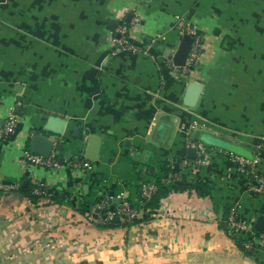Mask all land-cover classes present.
I'll return each instance as SVG.
<instances>
[{"label":"crops","instance_id":"1","mask_svg":"<svg viewBox=\"0 0 264 264\" xmlns=\"http://www.w3.org/2000/svg\"><path fill=\"white\" fill-rule=\"evenodd\" d=\"M122 15L137 18L130 39L141 49L112 44ZM185 24L203 49L193 71L175 74L166 61ZM48 115L65 119L63 148L51 151L56 165H31L28 134ZM0 130V264H264V239L225 220L259 231L264 215L253 176L264 175V0H0ZM187 138L205 145L204 161ZM228 151L258 159L246 173ZM159 177L167 196L142 218L141 185ZM38 180L49 195L33 197ZM105 194L138 221L88 218Z\"/></svg>","mask_w":264,"mask_h":264},{"label":"built area","instance_id":"2","mask_svg":"<svg viewBox=\"0 0 264 264\" xmlns=\"http://www.w3.org/2000/svg\"><path fill=\"white\" fill-rule=\"evenodd\" d=\"M137 18L133 17L128 20L122 17L120 21L116 23L115 27L110 32V40L115 46V49L120 48H129L132 50L141 49L140 45L135 44L130 39V31L136 22ZM182 33H188L192 36L189 50L187 52L185 61L183 64H175L172 60V56L167 58V64L169 68L175 74H186L193 71L200 62V55L203 49V40L200 32L194 27V25L185 24L181 27ZM16 125L15 114L10 113L6 120L4 121L3 131L5 133H10L14 130ZM1 131V130H0ZM188 145L196 147L197 157L196 162L200 163L204 161L205 158V145L191 138H187ZM228 156L230 160L234 163L235 167L239 171H244L246 173L250 172V167L258 159L257 156L247 157L245 155L228 151ZM23 157L27 163L31 165H41V166H51L56 165L57 161L53 153H50L48 156H43L39 153L32 152L28 148L24 149ZM188 159H183L182 164H185ZM252 175V174H251ZM258 181V189H264V175L255 174L253 175ZM156 189V184L154 182H144L140 188V202L143 198L149 197V195L154 192ZM32 192L37 195H49L50 190L45 184L44 181L38 180L33 188ZM112 198L110 195L105 194L95 205L96 210L91 209L88 213V218L95 219L101 222L110 221L115 215H118L123 221H129L136 215V209L132 207L129 203H114L112 207ZM162 208V204L160 205ZM159 208V209H160ZM101 210V211H99ZM226 221L229 224V230L235 233L238 229H247L249 230L254 237H259L264 239V230L255 231L254 228L242 219L236 218L232 213H229L226 217ZM246 247H250L249 241L245 243Z\"/></svg>","mask_w":264,"mask_h":264},{"label":"water","instance_id":"3","mask_svg":"<svg viewBox=\"0 0 264 264\" xmlns=\"http://www.w3.org/2000/svg\"><path fill=\"white\" fill-rule=\"evenodd\" d=\"M128 19V17H127ZM192 40V36L188 33H184L181 36V39L172 54V60L175 64L181 65L184 63L187 52L190 47V43ZM200 90V83L197 80H191L186 88L184 93V102L189 105H193L195 103L196 97ZM65 127V119L61 116L57 115H48L46 121L43 123L41 128H36V131H33L28 134V148L32 152L39 153L43 156H48L53 148L61 150L63 148V142L60 140L58 136L63 134ZM54 135V137H50ZM58 137V138H57ZM57 138V139H55ZM98 147V138L93 136L89 139V143L87 146L86 157L93 159L95 158V154ZM189 150L193 152L192 156L195 155V148L190 147ZM64 157L68 156V152H65ZM62 157H59V161H62ZM118 203V198L112 197V204ZM255 227L258 230H264V215L260 214L256 221Z\"/></svg>","mask_w":264,"mask_h":264},{"label":"trees","instance_id":"4","mask_svg":"<svg viewBox=\"0 0 264 264\" xmlns=\"http://www.w3.org/2000/svg\"><path fill=\"white\" fill-rule=\"evenodd\" d=\"M164 181L159 177L156 181V189L154 192H152L149 197L147 198H143L141 201V206L142 209L144 211L142 218H147L150 216V214L154 211H156L157 209L160 208L161 202L163 200V198H165L167 196V190L166 187L164 186ZM33 197H37L36 194H33ZM54 196L51 195V198H53ZM86 208V204L82 205V209L84 210ZM101 211V210H99ZM226 220V219H225ZM130 222H137L138 219L135 217H133L131 220H129ZM120 223V217L118 215H115L110 221H107L105 223H101L102 225H115V224H119Z\"/></svg>","mask_w":264,"mask_h":264},{"label":"rangeland","instance_id":"5","mask_svg":"<svg viewBox=\"0 0 264 264\" xmlns=\"http://www.w3.org/2000/svg\"><path fill=\"white\" fill-rule=\"evenodd\" d=\"M226 258L227 257L223 256L222 259H226ZM178 264H230V263H226L225 260L219 261V259H216V258L211 259L210 257L209 258L208 257H200L199 259H196V257H191V258H188L184 261H181ZM231 264H235V263H231Z\"/></svg>","mask_w":264,"mask_h":264}]
</instances>
